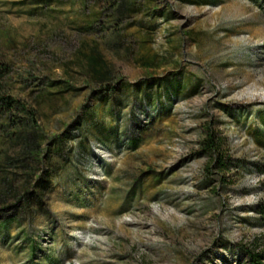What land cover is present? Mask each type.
Listing matches in <instances>:
<instances>
[{"label":"rangeland","instance_id":"1","mask_svg":"<svg viewBox=\"0 0 264 264\" xmlns=\"http://www.w3.org/2000/svg\"><path fill=\"white\" fill-rule=\"evenodd\" d=\"M0 94V264L264 254V0H0Z\"/></svg>","mask_w":264,"mask_h":264},{"label":"trees","instance_id":"2","mask_svg":"<svg viewBox=\"0 0 264 264\" xmlns=\"http://www.w3.org/2000/svg\"><path fill=\"white\" fill-rule=\"evenodd\" d=\"M92 67H94V73L99 77L100 80H106L107 82L111 80L113 73L112 71L106 67L105 63L102 61H98V59L93 58ZM0 108L5 109L7 112L12 109H21L26 111V108L21 104L19 100L10 98L9 96H4L0 94ZM29 113V112H28ZM204 146V150L211 155L213 158V162L215 166L219 167V169H225V157L222 154V140L217 137L212 131L207 133L206 138L202 142ZM133 147L137 146V141H132ZM260 213L264 216V203L261 204ZM247 256L249 258V264H264V254L258 252L248 251Z\"/></svg>","mask_w":264,"mask_h":264}]
</instances>
